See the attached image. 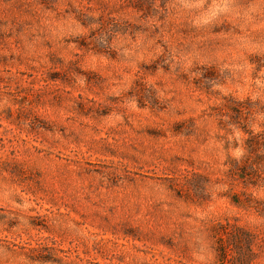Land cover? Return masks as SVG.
Wrapping results in <instances>:
<instances>
[{
  "label": "rangeland",
  "instance_id": "374dc122",
  "mask_svg": "<svg viewBox=\"0 0 264 264\" xmlns=\"http://www.w3.org/2000/svg\"><path fill=\"white\" fill-rule=\"evenodd\" d=\"M0 264H264V0H0Z\"/></svg>",
  "mask_w": 264,
  "mask_h": 264
},
{
  "label": "trees",
  "instance_id": "16d2710c",
  "mask_svg": "<svg viewBox=\"0 0 264 264\" xmlns=\"http://www.w3.org/2000/svg\"><path fill=\"white\" fill-rule=\"evenodd\" d=\"M221 243H220V247H219V250H220V254L222 255L223 259H226L228 258V256H230V250H228V248L226 246H224L223 244V233L221 234Z\"/></svg>",
  "mask_w": 264,
  "mask_h": 264
}]
</instances>
